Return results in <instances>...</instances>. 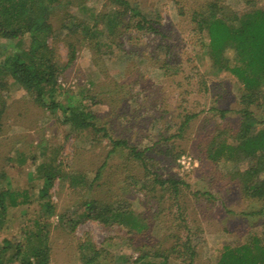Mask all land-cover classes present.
<instances>
[{"label": "rangeland", "instance_id": "rangeland-1", "mask_svg": "<svg viewBox=\"0 0 264 264\" xmlns=\"http://www.w3.org/2000/svg\"><path fill=\"white\" fill-rule=\"evenodd\" d=\"M128 1L158 34L137 30L133 23L140 18L127 24L129 13L113 31L109 20L119 8L110 0L51 5L52 32L39 41L53 50L64 108L53 113L40 107L0 74L6 83L0 89V194H21V205L4 216L0 246L8 240L29 252L46 239L49 264L164 260L154 253L165 255L167 264H188L181 255L189 240L194 264H218L226 247L264 237V216L250 215L262 204L247 199L231 179L237 166L209 159L218 142L235 143L242 109L264 120V83L254 104H243L244 85L210 54L208 33L193 17L215 11L209 8L215 1L219 11L242 16L264 10V0ZM73 25L91 28L94 40L80 28L70 30ZM30 49L29 38L0 39V64ZM223 59L227 67L239 64L233 48ZM67 107L93 113V123L104 130L76 127ZM219 110L230 113L221 119ZM187 115L196 117L178 136ZM111 139L146 150L145 163L129 149L113 150ZM167 180L185 184L179 195L157 183ZM88 204L110 210L108 222L87 218Z\"/></svg>", "mask_w": 264, "mask_h": 264}, {"label": "trees", "instance_id": "trees-1", "mask_svg": "<svg viewBox=\"0 0 264 264\" xmlns=\"http://www.w3.org/2000/svg\"><path fill=\"white\" fill-rule=\"evenodd\" d=\"M0 0V39L4 40H24L29 38L31 49L17 53L9 57L0 64V74L10 77L16 84L23 87L33 95L35 103L40 107L56 112L62 107L58 101L61 96L58 85V64L53 58V50L49 48L47 42L39 41L41 37H47L52 32L49 24V11L55 0ZM119 8L118 13L112 21L109 20L111 29L114 31L117 26L124 23L123 18L128 13L131 18L127 24H131L139 31H147L158 34L159 31L152 23H148L144 15L132 6L128 0H110ZM215 11L197 12L193 21L197 18L199 31H207L209 44L208 49L222 68L230 70L243 85L246 94L242 96L243 104H254L259 98L260 88L264 83V10H255L245 13L242 16L228 15L226 11H219L221 8L215 1L212 7ZM199 16V17H198ZM70 30L80 28L85 34V38L92 39V29L88 26L74 27ZM80 26V25H79ZM94 34V33H93ZM97 34V31H95ZM92 43L94 41H91ZM235 49L239 64L235 67H227L223 59L226 51ZM220 59V60H219ZM73 57L70 62H72ZM69 62V63H70ZM0 75V89L6 87L4 77ZM248 105V106H249ZM70 113L67 117L81 130L91 128L95 132L98 129L93 123L94 114L84 111H73L71 107L64 109ZM221 119H225L230 113L228 110L217 111ZM241 124L236 134L235 143L220 141L211 149L209 159L212 161L224 160L237 166L238 170L231 173V179L238 182L243 195L256 203H261L260 210L252 212L250 215L264 216V120L258 121L248 107L238 112ZM3 109L0 108V133L3 129ZM195 115H187L179 128V135L184 133L189 123ZM106 135V134H105ZM174 136L172 138L178 137ZM113 150L118 148L129 149L132 156L144 164L146 150L140 151L132 148L125 141H114L111 139ZM162 186L168 185L173 192L179 195L180 185L183 182L176 180L157 181ZM52 186L51 176L47 178L42 196L46 197L47 190ZM21 194L16 192H2L0 194V230L4 228V216L9 208H18ZM25 202V201H24ZM27 204V203H25ZM88 212L85 215L89 219H95L101 223H107L105 219L111 211L107 208L100 211L93 204L87 205ZM97 209L101 212L98 214ZM50 210H53L50 207ZM36 225H39L37 222ZM40 236L38 239L40 240ZM29 240V244H30ZM46 239L41 238L40 246L27 252L21 245H13L5 240L0 246V264H49L50 249ZM14 251V252H13ZM13 252V253H12ZM196 250L191 243L185 242V250L181 256L188 264H194ZM153 257L163 258L162 262L145 261L147 257L140 259L141 264H167V257L161 253H154ZM188 260V261H187ZM93 259L86 264H92ZM218 264H264V237L254 236L253 239L236 248L226 247L221 255Z\"/></svg>", "mask_w": 264, "mask_h": 264}]
</instances>
